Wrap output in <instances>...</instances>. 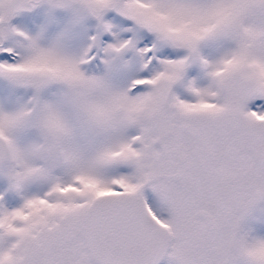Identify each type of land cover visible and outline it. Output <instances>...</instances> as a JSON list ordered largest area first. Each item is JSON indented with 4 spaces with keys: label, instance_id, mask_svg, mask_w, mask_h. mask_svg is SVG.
<instances>
[{
    "label": "snow or ice",
    "instance_id": "6c2138e0",
    "mask_svg": "<svg viewBox=\"0 0 264 264\" xmlns=\"http://www.w3.org/2000/svg\"><path fill=\"white\" fill-rule=\"evenodd\" d=\"M0 264H264V0H0Z\"/></svg>",
    "mask_w": 264,
    "mask_h": 264
}]
</instances>
